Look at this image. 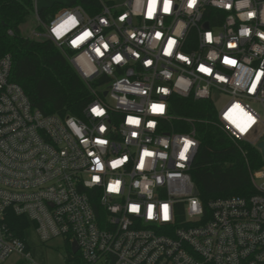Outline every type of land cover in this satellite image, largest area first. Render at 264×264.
Segmentation results:
<instances>
[{
	"label": "built area",
	"instance_id": "1",
	"mask_svg": "<svg viewBox=\"0 0 264 264\" xmlns=\"http://www.w3.org/2000/svg\"><path fill=\"white\" fill-rule=\"evenodd\" d=\"M33 1L42 30L28 36L71 54L87 83L108 79L82 116L47 114L0 59V264H39L10 211L42 242L76 241L85 264H264V163L255 193L205 205L196 130L172 125L194 120L171 99L211 101L219 126L262 153L264 0H76L48 22Z\"/></svg>",
	"mask_w": 264,
	"mask_h": 264
},
{
	"label": "trees",
	"instance_id": "2",
	"mask_svg": "<svg viewBox=\"0 0 264 264\" xmlns=\"http://www.w3.org/2000/svg\"><path fill=\"white\" fill-rule=\"evenodd\" d=\"M94 1L80 0V3L89 9ZM56 9L57 6L45 8L39 15L48 22ZM34 12L33 0H0V59L11 55L10 79L22 86L36 107L47 114L80 117L83 109L95 98L94 90L108 78L102 76L87 83L71 61V54L63 52L49 39L39 40L25 35L22 26ZM171 99L175 116L194 120L189 124L183 119H174L172 125L177 131L196 130L200 145L191 175L203 203L207 205L217 198L255 193L252 173L264 163L261 151L246 142L240 147L219 126L211 101L178 95ZM8 223L12 232L26 241L27 250L33 254L34 222L10 211ZM65 243L69 247L67 264H85L80 252L72 251L71 242ZM18 264L28 262L21 259Z\"/></svg>",
	"mask_w": 264,
	"mask_h": 264
},
{
	"label": "rangeland",
	"instance_id": "3",
	"mask_svg": "<svg viewBox=\"0 0 264 264\" xmlns=\"http://www.w3.org/2000/svg\"><path fill=\"white\" fill-rule=\"evenodd\" d=\"M115 1L120 2L123 0ZM61 10L62 8L56 9L54 15L59 14ZM34 29L37 31L42 30V27L38 23L37 13L35 12L30 16L28 22L22 26V31L28 36ZM227 100V97L223 98V102ZM32 241L34 242L33 255L39 264H67L66 255L69 247L63 238H56L45 243L36 234H32ZM21 259L19 255H13L3 264H18V261Z\"/></svg>",
	"mask_w": 264,
	"mask_h": 264
},
{
	"label": "water",
	"instance_id": "4",
	"mask_svg": "<svg viewBox=\"0 0 264 264\" xmlns=\"http://www.w3.org/2000/svg\"><path fill=\"white\" fill-rule=\"evenodd\" d=\"M75 1L76 0H38L37 11L40 13L43 9L52 7L54 3H63L70 5ZM105 94H107V92H105ZM259 147L262 149V154L264 156V142H261L259 144ZM71 246H72V251L74 253L78 252L79 246L76 241H74Z\"/></svg>",
	"mask_w": 264,
	"mask_h": 264
},
{
	"label": "snow or ice",
	"instance_id": "5",
	"mask_svg": "<svg viewBox=\"0 0 264 264\" xmlns=\"http://www.w3.org/2000/svg\"><path fill=\"white\" fill-rule=\"evenodd\" d=\"M191 3L194 4V3H195V0H191ZM164 10H165V11L168 10V5H167V3H165ZM85 35H88V34L86 33ZM158 35H159V34H158ZM210 35H211V34H209V36H210ZM169 43H171V41H170ZM229 62H232V61H229ZM204 70H205V71H208L207 69H204ZM221 79H222V77H221ZM234 107L237 108V109H239L240 106H239V105H235ZM153 108H154V110L158 109V110H160V111H163V106H162V105H160V106L153 105ZM240 110L243 111L242 109H240ZM93 111L96 112L97 109L94 108ZM244 115L247 116V118H248L249 120L252 119L250 116H248L247 113H244ZM129 122H130V123H136L137 121H133V120H131V118H130ZM234 122H235V121H234ZM237 127H239L241 131H244V127H242L239 123H237ZM189 143H190V142H189ZM142 164H143V161H141V166H142ZM135 208H136V206L133 205V210H135ZM164 210H165V219H167V205H164Z\"/></svg>",
	"mask_w": 264,
	"mask_h": 264
}]
</instances>
